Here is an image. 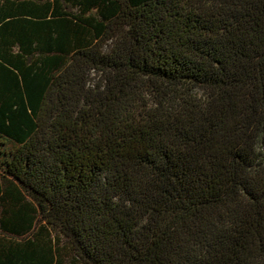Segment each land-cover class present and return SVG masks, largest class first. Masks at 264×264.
<instances>
[{
  "label": "trees",
  "instance_id": "trees-1",
  "mask_svg": "<svg viewBox=\"0 0 264 264\" xmlns=\"http://www.w3.org/2000/svg\"><path fill=\"white\" fill-rule=\"evenodd\" d=\"M0 264H264V0H0Z\"/></svg>",
  "mask_w": 264,
  "mask_h": 264
},
{
  "label": "rangeland",
  "instance_id": "rangeland-1",
  "mask_svg": "<svg viewBox=\"0 0 264 264\" xmlns=\"http://www.w3.org/2000/svg\"><path fill=\"white\" fill-rule=\"evenodd\" d=\"M93 78H95V80H99L100 79V76L97 75V76H94Z\"/></svg>",
  "mask_w": 264,
  "mask_h": 264
}]
</instances>
